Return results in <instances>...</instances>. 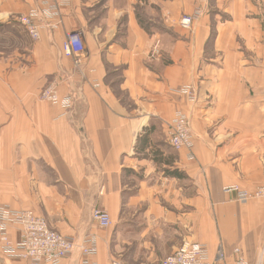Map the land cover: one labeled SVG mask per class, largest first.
Wrapping results in <instances>:
<instances>
[{"label": "crops", "instance_id": "0c3cea01", "mask_svg": "<svg viewBox=\"0 0 264 264\" xmlns=\"http://www.w3.org/2000/svg\"><path fill=\"white\" fill-rule=\"evenodd\" d=\"M46 2L62 4L37 19L34 40L18 17ZM67 32L82 37L81 66L63 53ZM54 81L74 97L69 110L40 98ZM179 110L195 161L169 142ZM263 183L264 0H0V206L30 209L69 237L95 234L96 264L156 262L185 241L226 264H257L264 200L223 189ZM96 208L111 229L94 223ZM9 234L23 237L18 226ZM0 263L27 264L1 251ZM61 264H81L79 252Z\"/></svg>", "mask_w": 264, "mask_h": 264}, {"label": "built area", "instance_id": "2783aa9c", "mask_svg": "<svg viewBox=\"0 0 264 264\" xmlns=\"http://www.w3.org/2000/svg\"><path fill=\"white\" fill-rule=\"evenodd\" d=\"M200 2L205 0H199ZM45 8L31 9L20 17L19 22L25 27L30 37L34 40L40 39L42 25L38 24L40 17H55L59 14L62 3H44ZM67 4V3H64ZM193 24V16L186 15L181 19V26L189 29ZM63 52L66 56L74 59L76 66H81L86 57L85 45L79 33L67 32L63 42ZM184 92H191L186 88ZM41 98L64 110H69L74 102L72 95L62 96L59 93L56 82L49 83L41 92ZM170 143L177 150H184L191 154L193 152L194 140L191 133L190 121L182 112H178L169 123ZM224 192L233 194L240 203H247L252 199L264 200V183L254 190L241 188L237 184L224 187ZM92 220L101 228L112 225V218L106 209H94ZM12 226H18L23 235L19 241L11 239L9 231ZM98 238L90 235L82 240L63 235L52 230L47 221L29 209H13L0 206V251L5 258L26 261L27 264H61L64 259L74 252H79L81 264H95L98 254ZM239 254L240 250L235 249ZM219 259L212 258L209 248L201 242H184L171 255L153 262L151 264H226ZM112 264H125L114 260ZM234 264H249L242 257H238ZM257 264H264L260 262Z\"/></svg>", "mask_w": 264, "mask_h": 264}, {"label": "rangeland", "instance_id": "374dc122", "mask_svg": "<svg viewBox=\"0 0 264 264\" xmlns=\"http://www.w3.org/2000/svg\"><path fill=\"white\" fill-rule=\"evenodd\" d=\"M199 4H204V3H206L208 0H205V1H202V2H200L199 0H196ZM26 14V13H25ZM23 14H21L19 17H18V21L20 20V17L22 16ZM190 15H192L193 16V23H194V21H195V19L197 18V17H199L200 15H201V10H200V8H198L195 12H194V14H190ZM186 16V15H185ZM184 17V16H183ZM180 25H181V20H180ZM24 27V26H23ZM182 27V26H181ZM193 27V24H192V26L189 28V29H186V28H184V29H186V30H190L191 28ZM25 28V27H24ZM26 30V29H25ZM27 32V31H26ZM28 33V32H27ZM29 34V33H28ZM30 36V35H29ZM41 37V36H40ZM39 40V39H38ZM62 49H63V45H62ZM64 53V52H63ZM65 54V53H64ZM48 85V84H47ZM46 85V86H47ZM45 86V87H46ZM44 87V88H45ZM43 88V89H44ZM186 89V88H185ZM184 89V90H185ZM188 90H189V92H191V95L189 94V93H187L188 94V96H189V98L191 99V100H194V101H196V96H194V94L192 93V91H191V89L190 88H187ZM59 90V89H58ZM43 91V90H42ZM41 91V92H42ZM60 93V92H59ZM186 93V92H185ZM61 95V94H60ZM63 96V95H62ZM65 96V95H64ZM40 98H41V94H40ZM42 99V98H41ZM42 100H44V99H42ZM44 101H47V100H44ZM47 102H49V101H47ZM178 112H182L183 114H185L187 117H188V119H189V121H190V127H191V119H190V117L185 113V112H183V111H181V110H179V111H177L176 113H175V115H174V117H173V119L175 118V116L177 115V113ZM172 119V120H173ZM171 123V122H170ZM191 129V128H190ZM168 130H169V126H168ZM169 133V142H170V132H168ZM191 133H192V129H191ZM192 137H193V140H194V135H193V133H192ZM171 144V143H170ZM171 146H172V144H171ZM173 147V146H172ZM175 150H177L175 147H173ZM194 149H193V152H192V154H191V156H192V158L190 157V155H189V153L188 152H186V151H184L185 153V155L187 156V160H189V161H195L196 160V152H195V141H194V147H193ZM177 151H183V150H177ZM170 196H172V195H170V194H168V197H170ZM167 206H168V208H174V209H176L177 207L176 206H174V205H172L171 204V202H168L167 203ZM8 207V206H7ZM14 209V208H13ZM96 209H99V208H96ZM30 210V209H29ZM34 212V211H33ZM35 213V212H34ZM36 214V213H35ZM38 215V214H37ZM40 216V215H39ZM42 217V216H41ZM44 218V217H43ZM45 219V218H44ZM46 220V219H45ZM95 223V222H94ZM96 224V223H95ZM97 225V224H96ZM98 226V225H97ZM112 225H110L109 227H107V228H101V227H99V228H101V229H109L110 227H111ZM111 229V228H110ZM93 235H95V234H93ZM90 236V235H89ZM86 237H88V236H86ZM86 237H83V238H75V239H78V240H82V239H84V238H86ZM186 242V241H185ZM195 242H199V241H195ZM202 243V242H201ZM206 244V243H205ZM207 245V244H206ZM207 247H208V245H207ZM112 254H114L113 253V248H111L110 249V255H112ZM79 256H80V254H79ZM115 256V258L114 257H111L112 259H111V264H112V262L116 259V260H119V261H121V262H123V263H125V264H151V263H153V262H149V261H147V260H137V259H134V260H129V257L126 255V256H124V257H119V256H117V255H114ZM133 257H139V255H132ZM5 258V257H4ZM5 259H8V258H5ZM80 260H81V257H80ZM1 264V263H0ZM96 264V263H95Z\"/></svg>", "mask_w": 264, "mask_h": 264}, {"label": "trees", "instance_id": "16d2710c", "mask_svg": "<svg viewBox=\"0 0 264 264\" xmlns=\"http://www.w3.org/2000/svg\"><path fill=\"white\" fill-rule=\"evenodd\" d=\"M171 174H176V171H172Z\"/></svg>", "mask_w": 264, "mask_h": 264}]
</instances>
